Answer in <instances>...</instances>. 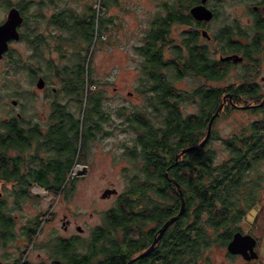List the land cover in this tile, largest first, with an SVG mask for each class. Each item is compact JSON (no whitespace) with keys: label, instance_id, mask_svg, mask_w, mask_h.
I'll return each mask as SVG.
<instances>
[{"label":"rangeland","instance_id":"obj_1","mask_svg":"<svg viewBox=\"0 0 264 264\" xmlns=\"http://www.w3.org/2000/svg\"><path fill=\"white\" fill-rule=\"evenodd\" d=\"M165 2L167 4H164ZM174 2L175 0H43L41 6L37 7L41 14L37 21L38 32L42 34V37L38 40L36 50L26 41L13 42L11 56L18 61L0 60V106L11 108L13 114L19 111L24 118L35 121H39V117L46 115L51 99L65 104L67 109L78 118H81L84 108L87 110L86 116L89 114L88 109L91 104L85 103L84 96L81 97L82 102L75 101L77 96L63 90L58 76V73L66 66L70 67L82 61L87 63L89 66L87 77L94 81L87 84V92L89 94L96 91L99 94L100 108L104 114L106 113L102 123L108 131L105 138L98 139L88 146L90 173L95 175L101 173V179L82 177L74 181L71 191L56 194L43 192L42 188L33 184L29 189V196L21 199L19 205H14V197H11L10 210L14 224V238L5 248L3 244H0V259H3L5 255L18 257L21 252L23 257L32 261L48 259L52 238L58 234L67 233L61 229L60 225L63 214H67L72 222L69 231L75 232L74 225L79 224L84 227L81 236L88 237L92 226L103 223L105 210L114 206L118 195L131 186L132 178L142 177L141 157L138 155L132 157L129 154V147L133 146L137 134L129 123V117L132 113L140 112L157 126L161 115L154 112L157 101L150 89L152 82L149 79L151 68L148 65L150 63L137 46L145 42V36L153 28L154 20L163 18L167 14V7L170 4L173 6ZM90 6L94 9V16L101 18L104 14L107 19L104 21L107 26L106 33L100 36L97 34L96 40L74 39L76 35L73 30L58 29L48 20L53 12L67 9L76 14H82ZM251 7L241 0H223L218 4V15L212 26L237 24L245 30L243 38L255 37L257 34L252 30L254 20L251 19ZM71 23L73 22L67 19V24ZM182 28V25L172 24L166 39L158 41L157 45L161 46L163 60L174 57L173 42H179L183 37ZM259 34L264 36V27L259 30ZM57 35L64 44L62 51L54 48ZM101 36L104 39H101ZM201 42L212 47L210 40L201 37ZM262 43L263 46L253 53L257 57L256 68L249 70L252 74L251 79L257 84L244 85V89L247 88V90L254 85L257 93L249 96L246 93L235 92L236 95L232 101L236 105L226 100L218 110L212 124L214 136L208 140L206 146L213 150L215 162L228 158L230 154L225 139L236 135L233 145L243 148L246 142L240 135L243 131L244 135L248 133L250 123L258 120L261 127L264 125L261 111L240 107V105L254 103L264 95V80L261 79L264 75V39ZM214 45L220 50L219 40ZM29 66L32 69H29ZM218 66L227 70L222 78L213 80L192 71H185L181 76H177V70L172 66H161L155 70L159 71L178 92L188 93L202 84L222 88L231 84L238 86L240 77L244 73V64L230 62L228 65L227 62L220 60ZM39 75L45 79L47 87L44 89L37 88L35 85ZM51 87H55L54 92ZM10 97L19 99L16 106L10 104ZM179 105L182 113L198 111L196 98L192 96L187 97L186 100H180ZM85 123L84 120L82 126ZM205 133L206 127L202 130L199 140ZM95 148L98 150L94 151ZM184 171L188 175H194V172L187 168H184ZM252 175L259 176L260 182L264 181V157L255 170L249 172V176ZM111 186L117 189V194L101 197L104 188ZM171 194L177 195L172 189ZM261 205L260 200L255 212L247 208V211L243 213L246 219L241 218L234 224H248L249 212H254L255 216L258 212L261 215L263 212H260ZM37 219L40 223L36 226L32 238L28 240L22 231L23 224ZM204 254L212 264H221L223 260L214 246L204 248L201 257Z\"/></svg>","mask_w":264,"mask_h":264},{"label":"trees","instance_id":"obj_2","mask_svg":"<svg viewBox=\"0 0 264 264\" xmlns=\"http://www.w3.org/2000/svg\"><path fill=\"white\" fill-rule=\"evenodd\" d=\"M181 6L188 7L190 3ZM92 11H94L93 8ZM60 15L65 20L73 18L72 12L67 9L60 11ZM176 18L171 17L172 20ZM182 19L191 22L189 15L182 16ZM51 21L55 23L56 19L52 18ZM80 21H76L79 23L77 27L82 31H86L85 20ZM263 22L256 24L262 27ZM93 23L94 20L92 19L90 22L91 29ZM165 24L167 25L164 19L160 23V27L151 30L145 36V42L137 46L150 63L148 65L151 68L149 71V79L152 81L150 89L155 94L157 101L154 112L161 115L160 123L157 126L153 125L149 118L143 116L140 112L132 113L129 117L130 125L137 131L134 145L129 147V154L132 157L137 155L141 157L140 171L144 177L133 180L131 186L119 196V199H121L109 209L107 231L106 233L101 231L97 234L99 239L104 238L105 241L95 242V244L92 242L91 246L80 240L74 243L61 241L58 245H55V258L60 260L59 263L57 262L58 264H128V259L135 247V242L132 239H127L131 225L150 220L164 222L178 211L180 205L179 195L174 196L173 194L171 196L172 203L170 206H167L164 201L167 195L165 193L167 184L165 174L167 173L176 178L175 180L181 185L184 192V209L172 222L174 226L170 242V264H194L198 262L204 248L208 247L216 237L218 241L225 238L234 226L233 224L244 213L245 207L252 204L256 196L261 183L260 177L249 176V172L255 170L257 164L264 157V125L261 127L258 120L250 123L246 135H244V131L240 135L246 142L243 148L233 145L236 135L225 139L230 154L228 158L220 162L214 161L213 150L206 146V141L202 147L196 145L195 148L184 152L180 160L173 162V154L179 148L195 144V142L198 144L202 130L207 127L209 117L220 102L219 95L223 88L213 87L212 85H199L191 92L188 91V97L196 98L198 111L183 116L176 111L174 101L172 102L170 99L173 98V94L177 90L159 71L155 70L171 63L173 66L174 63L173 60L162 59L161 46L157 45L158 41L166 39L164 35V32H166ZM242 35L244 34L219 36L218 39L221 42L220 52L223 54L229 51L239 52L247 61L256 60L253 53L263 46L264 36L258 33L257 36L247 39L243 38ZM197 39L198 36L188 34L182 37V46H173L176 56L179 57L181 51L185 49L189 54L188 57H191L190 62H192L191 67L177 69V76H181L185 71H193L210 78H222L227 69L222 67L214 69L206 64L208 59L207 47L205 44L196 45ZM203 46L205 49L201 53L199 50L197 51L198 47L203 48ZM67 69L68 67L64 68L65 71ZM246 69L253 70L255 68L247 67ZM70 74L73 75L74 80L66 82L67 91L73 93L83 91L84 76L89 75L88 64L83 61L75 64L72 66ZM244 76L247 75H241L245 80ZM93 82L90 79V83ZM244 82L242 81L238 86L231 84L228 87L234 89V92L238 94L255 95L257 93L255 86L253 85L249 90L244 89V85H246ZM92 98L94 99V107H98V96ZM246 108L261 111L262 120L264 121V101L261 104L249 105ZM78 124V118L75 117L73 126L76 135ZM166 153L171 155L169 167L167 166L168 161L164 159ZM184 168L194 172V175H188ZM150 174L156 176L152 178L149 177ZM16 175L12 172L14 179ZM23 177H17L18 184L26 182L28 186L32 180H25ZM40 182L42 183L41 180ZM62 182V179L55 181V194ZM173 183L172 191L177 192ZM133 191L137 198H127V194ZM25 195L26 197L29 196L28 187ZM23 197L25 196H18L16 200L19 202ZM140 204L139 212H136L134 209L136 205ZM39 223L38 219L34 222L28 221V224L31 225L26 226L23 230L28 240L34 235L36 226ZM11 224H13V220H11ZM12 236H14L13 232ZM161 249H163V246H161ZM97 255L99 256L97 257ZM90 258L94 261L91 262ZM133 260H129L130 264H133ZM166 263L167 260L162 258L160 264ZM0 264L42 263L30 262L22 256L21 252L18 257H11L10 262L0 261ZM146 264H158V262L156 259H151Z\"/></svg>","mask_w":264,"mask_h":264},{"label":"flooded vegetation","instance_id":"obj_3","mask_svg":"<svg viewBox=\"0 0 264 264\" xmlns=\"http://www.w3.org/2000/svg\"><path fill=\"white\" fill-rule=\"evenodd\" d=\"M54 1V0H50ZM202 0H175L174 5L167 7V14L164 15L163 18L159 20H154L153 28L149 30V33L151 30H156L160 27V23L162 20L165 19L167 25H166V32H164V35L167 36L169 33V29L172 24L182 25V35H188L193 34L198 36L197 44H203L201 42V37H203L206 40H210L212 42V47L206 45L207 47V62L209 66H211L214 69L221 68L218 66V62L224 61L227 62L228 65L230 62L232 64H238L243 63L244 64V73L247 76L245 77V80H243V77H240V82L245 81L246 84H257L255 80L251 79V72L247 70V67H254L256 68L257 61H247L244 59V56L240 53L229 51L226 53L219 52V48L214 45V43L218 42V37L221 35H240L244 33V28H242L240 25H234L231 23L227 24H218L215 27L212 26L214 20L216 19L218 15V4L223 0H203V4L206 8H208L211 11V16L208 19H197L195 18L191 12L190 7L201 3ZM244 2V4L251 5V19L254 20V26L252 27V30L255 32V34L259 33L260 28L259 24L264 21V0H241ZM43 0H0V36H6L4 43L5 47L0 53V60L6 62L9 60L10 62L15 61L17 62L14 57L11 56V45L13 42H22L26 41V43L30 46H33L36 50V45L38 43V40L41 39L42 34L38 31V24L37 21L40 19V12H38V6H41V3ZM190 3V6L184 7L181 6L182 4ZM164 4H167L166 2ZM36 7V10H35ZM263 9V12H262ZM14 12L15 15L13 18L17 20L14 28H15V36L11 35L12 30L3 28V24L8 19L9 15ZM73 18L69 19L73 23L67 24V19L65 20L64 17L61 18L60 11L53 12L51 15H49L48 20L55 25L58 29H65L68 31L73 30L74 31V39L76 38H83L84 40H96L98 37L97 34L100 36L102 33H106V24L104 21H106V17L104 14H102V17L99 18L98 16H94V11H92V7H87L85 9V12L82 14H76L75 12H72ZM189 20L191 22H187L186 20L182 19V16H188ZM94 16V17H93ZM99 19H98V18ZM171 17H177L179 19L172 20ZM52 18H55L56 21L53 23L51 21ZM94 20L93 28H90V22ZM80 20H85L86 23H84L85 30H80L77 26H79L78 22H81ZM78 21V22H76ZM30 23V24H29ZM264 24V22H263ZM73 25V26H72ZM72 26V27H70ZM78 36V37H77ZM90 38V39H88ZM101 39H104V37L101 36ZM180 38L179 42H173L175 46L181 45ZM73 40V38H71ZM172 42V41H169ZM182 46V45H181ZM54 48L57 51H62L64 49V44L61 43V40H59V36L57 35L55 40V46ZM203 48L198 47L197 51L201 53ZM218 52V53H217ZM218 54V56H217ZM232 54H238L240 56L239 59L234 60L232 57L227 58L229 55ZM189 54L186 52V50H182L179 57L176 56V54L171 57H168L167 61L173 60V66L176 70L177 69H184L186 67H191L192 62H190L191 57H188ZM256 59L257 57L254 56ZM13 59V60H12ZM250 62H253L254 64H249ZM79 63V62H78ZM77 63H74L72 66H74ZM72 66L68 67L67 71L64 70V68L61 70V72L58 73L59 80L62 82V88L63 90L67 91V84L66 82L73 81L74 77L70 73L72 72ZM29 69H32L31 66H29ZM225 69V68H224ZM227 69V68H226ZM69 71V72H68ZM249 71V72H247ZM67 75H65L66 73ZM193 72V71H192ZM61 73H63L61 75ZM195 73V72H194ZM198 74V73H197ZM201 74V73H199ZM203 75V74H201ZM204 76V75H203ZM41 77L43 82L41 86L37 85L38 78ZM207 79H219V78H210L207 76H204ZM261 79L264 80V75L261 76ZM36 80V87L40 89H44L46 86L45 79L42 76H38ZM90 83V78L84 76V89L81 92H68L69 94H73L77 96L75 97V101L79 100V102H82L81 97L84 96L85 103L91 104V107L88 109L89 114L86 116L87 110L84 108L81 118H78L74 115V113L71 110H68L66 105L56 101L55 99H51L49 101V110L47 111L45 116L39 117V121H35L33 119L24 118L19 111L13 112L11 111V108L5 107L3 105L0 106V244H3V247L5 248L7 243L14 238L12 236L13 227L14 224H11V220H13L11 216V197H14L13 203L14 205H19L20 201L18 202L16 199L18 196H26V190L31 188L33 184H36L41 191L43 192H51L52 194L55 193V181L63 180L62 184L59 187V190L57 193H60L62 191L67 192L71 191L72 187L74 186V181L78 179H82L84 177L85 179H101L102 175L99 174H92L90 173V164H88V155H90V151H88V146L90 143L97 141L98 139L101 140L107 136V128L102 123L104 119L106 118V113L104 114L103 111L100 108V96L96 91L90 92L88 94L87 92V84ZM213 87H219V86H213ZM256 88V87H255ZM51 90L54 92L55 87H51ZM96 93V94H94ZM84 94V95H82ZM172 102L174 101V106L176 108V111L179 112L182 116L186 115L187 113H182V109L179 105V101L183 99H187L189 94L187 92H176L173 94ZM236 95V93L233 91L232 88L226 87L223 88L221 94L219 95L220 99L219 101L222 102V105L226 102V100H229V102L232 105H236L232 100V98ZM253 94H249L251 96ZM93 96H98V107H94L93 102ZM258 98L256 102L249 103V105H255L256 103L260 102L262 98ZM180 98V99H178ZM17 98H11L10 97V104L16 106L17 105ZM219 102V103H220ZM263 103V101L261 102ZM260 103V104H261ZM144 116V115H143ZM78 118L79 124H78V131L77 135L75 133V128L73 126L74 118ZM216 117V116H215ZM214 117V119H215ZM139 119V118H138ZM214 119L212 121V124L214 122ZM85 120V125L82 126V123ZM210 129V135L207 138L208 140L211 139L214 136V128ZM136 131V129H135ZM137 133V131H136ZM137 136V134H136ZM172 139L176 140V138ZM171 139V140H172ZM206 140V142H208ZM200 141V140H199ZM198 141V143H199ZM193 145H198L196 144ZM134 145V143H133ZM169 145H171L169 143ZM202 147V146H201ZM181 149V148H179ZM177 150L173 154V159L175 160V155L179 153L180 150ZM98 148H95L94 151H97ZM184 153H180L177 157V159L173 162H177L180 160V158L183 157ZM163 155V154H162ZM164 159L168 161V167L171 164V155L169 153H166L164 156ZM12 172H14L16 175V178L14 179L12 177ZM167 177V184L165 187V193L166 199H164L167 206H170L172 203V183L175 186L176 193L178 194V189L175 184V177L172 176V174H165ZM24 176L23 178L25 180H32L31 183L27 186L26 182H21V184H18L17 177ZM155 174H150L149 177H155ZM144 175H142L141 178H132L133 180L142 179ZM39 180V181H38ZM42 181V183L40 182ZM173 181V182H172ZM177 182V181H176ZM180 185V184H179ZM114 187V186H111ZM107 188V187H105ZM104 188V189H105ZM180 188L182 189L181 185ZM117 190V189H116ZM262 192V193H261ZM30 193V191H29ZM183 196L184 192L182 190ZM112 194H117L116 192H111L107 194L106 196H110ZM122 193L118 195L117 202L121 199H119V196ZM101 196V197H106ZM137 198V195L135 192H130L127 194V198ZM24 198V197H23ZM22 198V199H23ZM262 202L261 205V215L255 216L254 212L256 211V205L258 202ZM116 202V203H117ZM113 207V206H112ZM110 207V208H112ZM140 205H136L135 209L136 212H139ZM105 210L104 213V221L101 224H96L92 226L90 233L88 237L84 238L81 236V233L84 231V227L75 224V232L69 231L72 227V222L70 218L67 216V214H63L61 217V229L65 231L66 234H58L56 237L54 236L51 240V243L49 245V255L48 259H42L39 261H32L33 263H39L42 264H58L59 259L55 258V245H58L59 242L63 241L64 243L66 241L74 243L75 241H83L84 243H88L89 246H91L92 242L95 244V242H104L105 239L98 238L97 234L101 233V231H104L106 233L107 227L109 224V221L107 220L109 216V209ZM248 208V209H247ZM249 209H253L254 212H249V216H247L248 224H233L234 226L231 228L230 232L226 235L225 238H223L220 242L217 240V237L214 238L213 242L208 247H216V249L221 254V257L223 258L221 264H264V181L260 183L256 196L252 202V204L245 207V211ZM244 214L240 216V219H246L243 217ZM238 219V220H240ZM237 220V221H238ZM239 222V221H238ZM163 221L157 222L155 220L150 221H144L141 224H132L130 227V231L128 234L127 239H132L135 242V247L133 248V252L131 257L128 259L131 261L133 257V264H146L151 259L157 260L158 264H160V261L162 258L167 260L166 264H170V258H171V250H170V242L171 237L173 234V226L174 224L170 223L168 224L161 234L159 235L157 241L154 243L153 247L144 255L137 256L140 252L144 251L152 242L155 236H157L159 232V228L162 225ZM3 224V226H2ZM31 224H23L22 231L26 226ZM121 229V228H119ZM121 232V231H120ZM235 232H240L242 235L241 237H244L242 240V246L238 248L237 251H233L227 248L228 242L232 239V236ZM14 233V232H13ZM23 234L27 237V235L23 232ZM124 245V244H123ZM161 246H163V249H161ZM203 254V252H202ZM201 254V256H202ZM99 255H97L98 257ZM199 258L198 262L194 264H212L210 259L204 254L203 257ZM11 260L10 255L3 256V259H0V261L6 262ZM94 259L90 258V261L92 262ZM58 262V263H57Z\"/></svg>","mask_w":264,"mask_h":264},{"label":"water","instance_id":"obj_4","mask_svg":"<svg viewBox=\"0 0 264 264\" xmlns=\"http://www.w3.org/2000/svg\"><path fill=\"white\" fill-rule=\"evenodd\" d=\"M190 12L191 14L197 18V19H208L210 16H211V11L205 7V5L203 4V0L201 1V3L199 4H195L193 6L190 7ZM15 15L14 12L11 13V15H9L8 19L6 20V22L3 24V28L5 27L6 29H11L12 32H11V35L15 36V24L16 22H18V18L17 20H15L13 18V16ZM5 37L6 36H0V53L1 51L4 49L5 47V43H4V40H5ZM233 58L234 60H237L240 58V56L238 54H232V55H229L227 58ZM42 78L39 77L38 80H37V85L38 86H41L42 85ZM262 101H264V97L262 98V100L258 103H256L255 105H258L260 104ZM222 105V102H220L217 106V108L215 109V111L211 114V116L209 117V120H208V123H207V127H206V133L204 135V137L199 141L198 145L197 146H202L205 141L207 140V138L209 137L210 135V129H211V124H212V121H213V118L217 115L218 113V110L220 109ZM249 104H244V105H240V107H248ZM196 145H189V146H185V147H182L179 151L178 154L175 155V160L177 159L178 155L180 153H184L186 151H189L190 149H193L195 148ZM175 184L177 186V189H178V194H179V197H180V205H179V208H178V211L171 215L169 218H167L163 223L162 225L160 226L159 228V232L157 234V236L154 237V239L152 240V242L150 243V245L142 252H140L137 256H141V255H144L145 253H147L154 245V243L157 241L159 235L161 234V232L163 231V229L170 223H172L178 216L179 214L183 211L184 209V199H183V193H182V189L180 188V185L178 182L175 181ZM116 188L115 187H107L105 188L102 193H101V196H106L107 194L111 193V192H116ZM242 235L240 234V232H235L232 236V239L228 242L227 244V248L230 249V250H233V251H237L238 248L240 246H242V240L244 237H241ZM136 257V256H135ZM133 257L132 260L135 258Z\"/></svg>","mask_w":264,"mask_h":264}]
</instances>
